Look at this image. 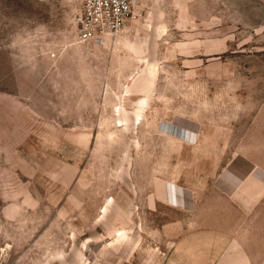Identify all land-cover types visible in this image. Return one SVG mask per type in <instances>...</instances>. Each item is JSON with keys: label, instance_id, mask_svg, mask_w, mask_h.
Masks as SVG:
<instances>
[{"label": "rangeland", "instance_id": "rangeland-1", "mask_svg": "<svg viewBox=\"0 0 264 264\" xmlns=\"http://www.w3.org/2000/svg\"><path fill=\"white\" fill-rule=\"evenodd\" d=\"M82 4L0 0V264H264V0Z\"/></svg>", "mask_w": 264, "mask_h": 264}, {"label": "built area", "instance_id": "built-area-1", "mask_svg": "<svg viewBox=\"0 0 264 264\" xmlns=\"http://www.w3.org/2000/svg\"><path fill=\"white\" fill-rule=\"evenodd\" d=\"M139 0H83L77 36L83 44L103 45L124 30Z\"/></svg>", "mask_w": 264, "mask_h": 264}, {"label": "crops", "instance_id": "crops-1", "mask_svg": "<svg viewBox=\"0 0 264 264\" xmlns=\"http://www.w3.org/2000/svg\"><path fill=\"white\" fill-rule=\"evenodd\" d=\"M192 197L188 189L170 184L159 193L154 201H160L175 211L189 212L194 206Z\"/></svg>", "mask_w": 264, "mask_h": 264}]
</instances>
